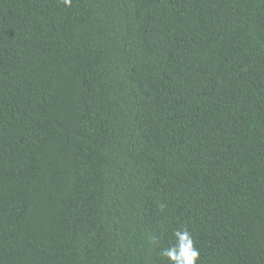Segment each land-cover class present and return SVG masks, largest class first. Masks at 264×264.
<instances>
[{"label":"trees","instance_id":"obj_1","mask_svg":"<svg viewBox=\"0 0 264 264\" xmlns=\"http://www.w3.org/2000/svg\"><path fill=\"white\" fill-rule=\"evenodd\" d=\"M177 229L264 264V0H0V264H171Z\"/></svg>","mask_w":264,"mask_h":264},{"label":"clouds","instance_id":"obj_2","mask_svg":"<svg viewBox=\"0 0 264 264\" xmlns=\"http://www.w3.org/2000/svg\"><path fill=\"white\" fill-rule=\"evenodd\" d=\"M72 0H63L65 6H70ZM164 205H161L163 209ZM175 243L161 248L160 255L167 258L171 264H196L199 250L195 248L193 239L187 229H177L173 232Z\"/></svg>","mask_w":264,"mask_h":264}]
</instances>
